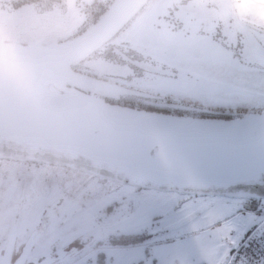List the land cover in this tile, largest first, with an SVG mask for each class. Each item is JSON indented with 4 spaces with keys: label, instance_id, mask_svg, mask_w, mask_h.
<instances>
[{
    "label": "rangeland",
    "instance_id": "rangeland-1",
    "mask_svg": "<svg viewBox=\"0 0 264 264\" xmlns=\"http://www.w3.org/2000/svg\"><path fill=\"white\" fill-rule=\"evenodd\" d=\"M173 1L178 0H148L108 41L116 46L128 40L151 46L154 51L124 46V53L162 64L156 71L145 64L133 76L119 78L118 84L158 93L189 110L212 107L234 115L239 110H262L264 71L230 63L224 54L209 56L206 40L163 26L161 20ZM260 14L263 17L264 12ZM250 18L264 29V18ZM90 178L61 166L0 159V253L15 227V250L20 249L25 234L36 232L27 264L38 260L49 264L71 252L61 248L70 233L86 230L81 240L87 242L114 233V242L122 234L146 230L155 237L108 247L100 240L83 251L82 259L64 258L61 263L98 264L100 249L106 264H136L137 260H143L142 264H250V253L243 251L238 257L234 253L240 246L254 249L253 241L264 224V199H253V204L225 196L136 190Z\"/></svg>",
    "mask_w": 264,
    "mask_h": 264
},
{
    "label": "water",
    "instance_id": "water-1",
    "mask_svg": "<svg viewBox=\"0 0 264 264\" xmlns=\"http://www.w3.org/2000/svg\"><path fill=\"white\" fill-rule=\"evenodd\" d=\"M147 1L111 0L89 26L49 45L1 39L11 28L0 23V159L61 166L136 190L264 199V108L226 119L132 108L98 96L119 86L72 68ZM14 240L11 233L0 264H10ZM28 252L27 244L14 264Z\"/></svg>",
    "mask_w": 264,
    "mask_h": 264
},
{
    "label": "flooded vegetation",
    "instance_id": "flooded-vegetation-1",
    "mask_svg": "<svg viewBox=\"0 0 264 264\" xmlns=\"http://www.w3.org/2000/svg\"><path fill=\"white\" fill-rule=\"evenodd\" d=\"M173 2L175 3L169 8L167 16L163 17L161 20V24L163 23V26L168 27L169 29H173L175 32H177V34L184 35L188 33L192 36H196L199 40H206L207 42H209L208 44L206 43L209 49V56L224 54V56L230 61V63L237 65H239L240 63L241 65L246 66V68L248 67L259 71H264V29L250 20V16L252 18H256V20L264 18V15L262 17V14H260L264 12V0H178ZM182 4H185L183 6V10L179 14H177V11L180 10ZM254 11H260V13L254 15ZM94 20H92L90 24ZM126 42L127 44L124 43L120 46H116L113 43L109 42L105 43L102 47H100L102 49L99 48L98 50L93 52L91 54V58L86 62L85 66L90 69L88 72H86V74L96 79H101L120 87L117 93H101L107 96L106 101L109 102L110 100H112L109 103L115 102L117 104L132 108L179 115L205 117L208 112L212 113L211 111L224 113V110H215L217 108L212 107L198 109V111L193 109L189 110L185 107H182L174 100L159 96L158 93H142L138 92V90L133 89V87L127 86L125 88L119 85V78H127L133 76L137 69L145 64L148 65V67L146 68L152 71L159 70L157 69V67L162 66V64L153 60H151L152 63H147L143 62L146 59H142L141 61L138 60V58L132 57L128 53H126V55L124 53V46H134L144 48L149 51H154L151 46L145 47L142 43L133 45L130 43L131 40H128ZM218 47H222V50L226 49L225 51L227 54H225L224 52H220ZM130 57H132L133 59L128 64L127 62ZM121 88H124V91H120ZM92 94L98 95L97 93ZM238 113H243V111L239 110ZM233 115L234 114H230L228 116L221 115L217 117L226 119L233 117ZM90 177L93 176L87 174V178L91 179ZM105 181L109 180L105 179ZM117 185L121 184L117 183ZM3 187L4 183H2V188ZM14 229H10L9 233L15 234V242L17 237L16 227ZM86 232V230L78 232L81 234L73 238L68 243H65V241L71 235V233L66 235L64 240L62 241L63 244L61 245V248H70L71 252L66 253L64 256L55 258L49 264H62L61 260L64 258H68L66 261H69L70 259H82L83 251L87 247L93 246L97 241L100 240H103L104 244H106L103 247L117 245L111 244V241L114 239V233L108 234L107 238L94 239L87 242L86 240H81V237ZM139 232L140 230L138 231V233ZM10 234L8 235L6 243L4 242L5 246L2 250V253H0V262L2 260V256L4 255V251ZM35 234L36 232H33L32 235L25 234V238H23V241L19 245L20 249L18 248L17 250H15V245H13L11 258L9 261L10 264L15 263L27 244L29 245V252L27 256H29L31 248L35 245ZM148 234L150 238L151 236H153L151 233ZM140 245L142 246V244ZM18 250L19 252L18 254H16V251ZM97 252L100 255L99 256L98 254H96L97 263L104 264L106 260V258H103L104 252L100 249H98ZM14 254H16V256H14ZM27 256L25 257L23 264H27ZM109 260L111 261V259ZM139 261L140 260H137L135 261V263L140 264ZM31 264H45V261L38 260Z\"/></svg>",
    "mask_w": 264,
    "mask_h": 264
},
{
    "label": "trees",
    "instance_id": "trees-1",
    "mask_svg": "<svg viewBox=\"0 0 264 264\" xmlns=\"http://www.w3.org/2000/svg\"><path fill=\"white\" fill-rule=\"evenodd\" d=\"M1 1L3 4H0V23L3 22V24L11 28L9 35H3L1 39L6 38L14 43L32 45H49L70 38L88 26L111 2V0ZM90 58L91 55L87 56L82 61L72 65V68L77 71L81 70L80 72H88L90 69L85 65ZM98 96L104 100L107 99V96L101 93ZM211 112H208L205 117L219 118L217 116L227 114L216 111ZM254 201L253 199L248 200V202H253V204ZM245 207L255 208V206L249 204H246ZM263 228L260 232L263 231ZM148 233L146 230H140L139 233L122 234L119 238H115L114 242L111 241V244L128 245L139 243L147 237L150 239ZM243 251L250 253V264H262L261 258L256 254V249H253L251 245L248 247L240 246L234 256L238 257ZM142 262L143 260L139 261L140 264Z\"/></svg>",
    "mask_w": 264,
    "mask_h": 264
},
{
    "label": "built area",
    "instance_id": "built-area-1",
    "mask_svg": "<svg viewBox=\"0 0 264 264\" xmlns=\"http://www.w3.org/2000/svg\"><path fill=\"white\" fill-rule=\"evenodd\" d=\"M253 245L256 249V254L261 258L262 264H264V228L263 231L258 234Z\"/></svg>",
    "mask_w": 264,
    "mask_h": 264
},
{
    "label": "crops",
    "instance_id": "crops-1",
    "mask_svg": "<svg viewBox=\"0 0 264 264\" xmlns=\"http://www.w3.org/2000/svg\"><path fill=\"white\" fill-rule=\"evenodd\" d=\"M264 225V224H263ZM264 227V226H263Z\"/></svg>",
    "mask_w": 264,
    "mask_h": 264
}]
</instances>
